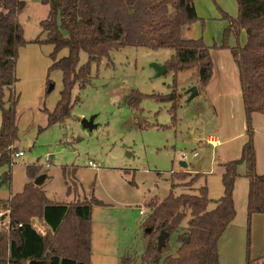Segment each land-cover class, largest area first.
Listing matches in <instances>:
<instances>
[{
  "label": "rangeland",
  "instance_id": "374dc122",
  "mask_svg": "<svg viewBox=\"0 0 264 264\" xmlns=\"http://www.w3.org/2000/svg\"><path fill=\"white\" fill-rule=\"evenodd\" d=\"M23 1L19 23L24 38L34 40L47 10L41 0ZM195 9L199 19L192 26L198 38L210 47L219 46L227 25L221 11L235 16V0H195ZM243 36L241 32L240 46ZM233 45L234 39H230L229 46ZM39 50L47 59L52 47L39 45ZM210 53L212 76L208 87L197 88L198 96L189 100V90L198 83L196 71L189 69L177 75L175 93L181 97L175 119L170 102L150 97H165L172 91L173 73L157 76L153 68L169 60L173 54L170 49L125 47L91 63L88 84L83 89L73 88L70 116L48 128L46 111H52L59 99L61 73L50 71V83L45 81L39 93L32 89L30 79L24 78L14 109L17 138L12 146L23 156L0 170L10 172V181L0 186V200L20 193L29 181L26 166L36 165L40 167L38 176L45 177L43 191L49 201L84 202L93 197L101 202L91 210L90 264H121L124 257L140 264L145 246L141 222L149 201L154 197L163 200L171 183H180L172 181L171 174H203L191 188L178 186L173 194L193 195L206 187L210 200L207 210H212L223 190L220 164L239 159L247 139L238 69L228 49H212ZM66 54L63 50L58 57ZM87 61V54L81 52L78 67ZM224 70L227 74L222 77L218 71ZM132 91L147 96L136 108L126 104V96ZM83 120H92V126L85 127ZM251 125L255 171L261 175L264 116L253 114ZM209 137L218 140L217 148L206 143ZM46 155L50 156L49 163L44 160ZM89 161L98 170L87 167ZM64 168L73 172V177L66 179ZM244 171V165L238 166L233 193L235 217L219 238L218 264H245L247 254L255 264H264V216L255 214L247 221ZM66 182L73 183L70 193ZM37 228L42 230L41 225ZM174 236L169 241L171 247L175 246Z\"/></svg>",
  "mask_w": 264,
  "mask_h": 264
},
{
  "label": "trees",
  "instance_id": "16d2710c",
  "mask_svg": "<svg viewBox=\"0 0 264 264\" xmlns=\"http://www.w3.org/2000/svg\"><path fill=\"white\" fill-rule=\"evenodd\" d=\"M48 6L47 16L39 22L40 33L34 40H26L17 18L25 3L20 0H0V170L10 165L12 147L17 138L14 109L18 102L15 94V66L19 49L28 44L49 45L51 65L49 73H61V91L52 111H46V128L62 123L70 116L72 91L83 89L90 79L91 63L108 58L112 51L125 47L149 50L170 49L173 54L164 63L167 72L173 73V87L165 97L155 99L171 103L170 112L175 119L180 95L176 94L177 75L194 69L197 88L204 89L212 76V49H228L238 69L243 111L246 120V142L237 160L220 164L222 195L215 207L207 210L210 202L207 188L197 194L174 195L178 186L191 188L202 176L187 172L172 173L169 194L163 199L152 198L148 212L141 222L145 246L140 264H218V241L235 217L233 200L237 168L245 166L247 180V221L255 214L264 216V172L257 175L253 144L252 116H264V0H235V18L223 11L227 22L219 46L205 45L202 38L183 39L199 18L194 0H41ZM245 41L239 45V35ZM43 36V38H42ZM41 37V38H40ZM234 45L229 46V40ZM67 54L58 57L60 52ZM87 54L88 61L78 67L79 54ZM147 97L138 91L126 96V104L136 108ZM9 105V109L5 107ZM40 167L26 166L29 181L22 191L0 200V208L9 210V230H0V264H90L91 210L101 202L90 198L84 202L54 203L47 199L42 185L33 181ZM67 179L74 173L63 169ZM10 181V172H0V186ZM73 184V183H72ZM67 185L70 193L73 186ZM43 230H38V226ZM150 229V233H146ZM166 232L165 247L157 249V236ZM172 235L175 246L169 244ZM188 238V243H186ZM121 264H135L124 257ZM245 264H255L246 255Z\"/></svg>",
  "mask_w": 264,
  "mask_h": 264
},
{
  "label": "crops",
  "instance_id": "0c3cea01",
  "mask_svg": "<svg viewBox=\"0 0 264 264\" xmlns=\"http://www.w3.org/2000/svg\"><path fill=\"white\" fill-rule=\"evenodd\" d=\"M20 1H23V0H20ZM42 6L45 7L46 10L48 11L47 5H42ZM194 8H195V0H194ZM195 13L197 15L196 9H195ZM236 15H237V12H236ZM236 15L235 16L229 15V16L235 18ZM46 16H47V13H46ZM46 16H45V18H46ZM197 17L199 18L198 15H197ZM44 19L42 18L40 21H42ZM17 20L19 22V16H18ZM226 26L224 27V29L226 28ZM188 33H189L190 36H187ZM243 35L244 36H243L241 45H243L244 41H245L244 32H243ZM198 36L199 35L197 34V32L194 31V26H191L188 30L182 32V38L183 39H198ZM42 38H43V36H42ZM199 38H202V37H199ZM205 45L208 46V44H205ZM210 55H211V60H213L212 53H210ZM212 63H213V61H212ZM50 65H51V61L49 59V55H48L47 59L44 58L43 53L39 50V45L38 44H28L25 47H22V48L19 49L18 60L16 62V66H15V77L17 79V82L15 83V87H14L15 94L18 97V100H19V96H20L19 92H18V88L21 91L20 85L22 84V80L24 78H29L30 79V85H31L32 89L35 91V93H39L41 91V89H43L45 81H46L48 69H49ZM161 66H164V65H161ZM44 71H46L45 78H43ZM218 72L220 73V75L222 77H225L226 74H227L226 70L218 71ZM209 83H208V85H209ZM208 85L206 87H208ZM194 88H196V90H197V86H195ZM189 93H190V91H189ZM198 95H199V93L197 94V96ZM0 116H1V114H0ZM0 124H1V117H0ZM209 139L212 140V138H210V137L207 138L206 139V143L207 144H208L207 141ZM213 140L217 141V145L215 147V148H217L219 142H218V140L216 138L213 139ZM50 161H51V159H50ZM201 175H203V174H201ZM43 181L45 182V179ZM44 182L42 184V189H43ZM0 230H1V225H0ZM42 230H43V227H42Z\"/></svg>",
  "mask_w": 264,
  "mask_h": 264
},
{
  "label": "water",
  "instance_id": "95a60500",
  "mask_svg": "<svg viewBox=\"0 0 264 264\" xmlns=\"http://www.w3.org/2000/svg\"><path fill=\"white\" fill-rule=\"evenodd\" d=\"M154 70L156 71L157 76L161 75V74H165L166 73V69L164 66H159V65H154ZM190 91V97L189 100L195 98L197 96V90L196 88H192ZM6 110L9 109V105H7L5 107ZM82 124L85 127H91L92 126V120L86 122V121H82ZM180 166L185 168V164L184 163H180ZM45 179L44 176H38L36 177V179L33 181V184L37 187L41 186V183L43 182V180ZM146 233H150V229H146ZM168 239V234L166 232H160L159 235L157 236V249L161 250L162 248L165 247L166 244V240ZM186 243H188V238H186Z\"/></svg>",
  "mask_w": 264,
  "mask_h": 264
},
{
  "label": "built area",
  "instance_id": "2783aa9c",
  "mask_svg": "<svg viewBox=\"0 0 264 264\" xmlns=\"http://www.w3.org/2000/svg\"><path fill=\"white\" fill-rule=\"evenodd\" d=\"M208 145H210L211 147L215 148L216 145H217V141L216 140H211L209 139L208 141ZM23 156V152L22 151H16L14 152L13 154H11L10 156V165L11 166L13 163V159H17V158H20ZM193 157H196V153L193 154ZM186 157L185 156H182V159L184 160ZM45 162L46 163H49L50 162V156L49 155H46L45 158H44ZM87 167L91 168V169H94V170H98V166L89 161L87 162ZM9 210L8 209H2L0 208V225L6 230L8 231L9 230Z\"/></svg>",
  "mask_w": 264,
  "mask_h": 264
}]
</instances>
